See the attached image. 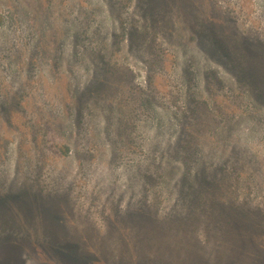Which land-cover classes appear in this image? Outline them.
Returning a JSON list of instances; mask_svg holds the SVG:
<instances>
[{"label": "rangeland", "instance_id": "rangeland-1", "mask_svg": "<svg viewBox=\"0 0 264 264\" xmlns=\"http://www.w3.org/2000/svg\"><path fill=\"white\" fill-rule=\"evenodd\" d=\"M170 1L0 0V264H264V0Z\"/></svg>", "mask_w": 264, "mask_h": 264}, {"label": "trees", "instance_id": "trees-1", "mask_svg": "<svg viewBox=\"0 0 264 264\" xmlns=\"http://www.w3.org/2000/svg\"><path fill=\"white\" fill-rule=\"evenodd\" d=\"M170 2H172L171 4H174V3H178V2H180V0H171ZM177 6H178V5H177ZM14 196H17V195H14ZM226 206H227V205H226ZM222 208H223L224 212H223ZM219 209H220L219 212H220V215H221V216H224L223 213L225 214V216L227 215V214L225 213V211H229L230 214L233 213L231 210H229L228 208L225 207V204H224V203H221V207H220ZM234 209L237 211L236 208H234ZM237 216H238V217H241V216H242V213H237ZM140 217H143V216L140 215ZM143 218H144V217H143ZM144 219H145V218H144ZM237 219H238V218H237ZM239 220H241V219L239 218ZM254 221H255V222L251 224L252 228H254L256 231H257V229L260 230L261 221H256V220H254ZM242 224H243V223H241L240 226H242ZM247 235H248V234L245 233V231H243V230H242V231H239V234L237 235V238L239 239L238 241L242 242L243 239H244ZM70 249H71V250H69V253H68V254H69V256L73 259V258L75 257V252L77 251V249H76L75 247H73V246L70 247ZM76 263H77V261L72 262V264H76Z\"/></svg>", "mask_w": 264, "mask_h": 264}]
</instances>
